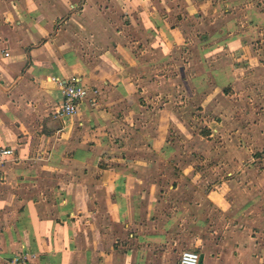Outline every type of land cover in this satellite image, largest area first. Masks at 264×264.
<instances>
[{
    "label": "crops",
    "instance_id": "obj_1",
    "mask_svg": "<svg viewBox=\"0 0 264 264\" xmlns=\"http://www.w3.org/2000/svg\"><path fill=\"white\" fill-rule=\"evenodd\" d=\"M262 87L264 0H0V264H264Z\"/></svg>",
    "mask_w": 264,
    "mask_h": 264
},
{
    "label": "built area",
    "instance_id": "obj_2",
    "mask_svg": "<svg viewBox=\"0 0 264 264\" xmlns=\"http://www.w3.org/2000/svg\"><path fill=\"white\" fill-rule=\"evenodd\" d=\"M62 89V101L59 106L54 110V117H68L73 116L77 113L79 104L83 100L87 99L90 95L96 96L98 90L96 88L90 89L80 85L64 83L59 79L52 78ZM14 155L11 148L0 147V169L4 163ZM200 255L193 250H186L182 252L178 264H199ZM28 257L26 255H17L14 258V264H27Z\"/></svg>",
    "mask_w": 264,
    "mask_h": 264
},
{
    "label": "rangeland",
    "instance_id": "obj_3",
    "mask_svg": "<svg viewBox=\"0 0 264 264\" xmlns=\"http://www.w3.org/2000/svg\"><path fill=\"white\" fill-rule=\"evenodd\" d=\"M262 91H264V87H262L261 89ZM263 96V95H261ZM243 99V100H242ZM242 102L238 101V102H234L232 103V106L230 107L231 109V112L233 111L235 114H240L239 118H237V120L240 122V126L242 128L244 127H247L248 123H249V120H248V111L250 110V105H252V102L250 103L248 101V96H245V98H242ZM196 105H194L195 107ZM256 108L258 110H263L264 109V105L261 104V103H257L256 104ZM215 109V108H214ZM217 113H213L211 110L209 111V120L206 121V123L209 125H211L213 123L214 120H212L214 118V116H216ZM243 116V117H242ZM197 124H199L198 121H196ZM264 121L263 120H258L257 122V128H258V131H260V126L263 125ZM194 125V123H193ZM213 144H215L217 141H216V138L213 139ZM223 142V141H222ZM230 153V152H229ZM259 154V152H258ZM261 157V156H260ZM210 170L212 171L213 169L210 168ZM233 170H235L234 168L232 167H226L224 169V173L226 174L227 172H232ZM211 172L209 171V174ZM210 184V183H209ZM230 215H228L229 217ZM251 216V215H250ZM247 217L248 221L247 222H243V221H238V227H235V228H230V227H227L225 228L226 232H225V238L226 239H233V238H239V234L235 237L236 233L237 232H241L240 235L244 238H248V237H251V238H255V240L258 242V243H261V244H264V225L263 223H250V229L246 228L248 223L253 221V220H250L249 221V217ZM253 216V215H252ZM218 215L215 214L214 212H211V215L209 217V223H210V228L213 227L215 224V222L217 221L218 219ZM256 218V217H255ZM254 226H257V227H254ZM255 229H256V232H255ZM211 231V230H210ZM211 239V238H210Z\"/></svg>",
    "mask_w": 264,
    "mask_h": 264
},
{
    "label": "water",
    "instance_id": "obj_4",
    "mask_svg": "<svg viewBox=\"0 0 264 264\" xmlns=\"http://www.w3.org/2000/svg\"><path fill=\"white\" fill-rule=\"evenodd\" d=\"M201 262H202V255L200 256L199 264H201Z\"/></svg>",
    "mask_w": 264,
    "mask_h": 264
}]
</instances>
